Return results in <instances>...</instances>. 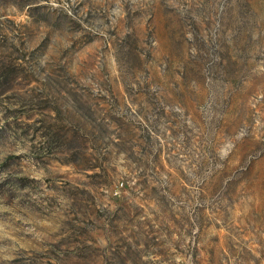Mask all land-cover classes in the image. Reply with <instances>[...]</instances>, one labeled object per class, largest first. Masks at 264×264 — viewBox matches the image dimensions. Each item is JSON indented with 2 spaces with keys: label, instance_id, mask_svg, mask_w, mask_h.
Segmentation results:
<instances>
[{
  "label": "rangeland",
  "instance_id": "obj_1",
  "mask_svg": "<svg viewBox=\"0 0 264 264\" xmlns=\"http://www.w3.org/2000/svg\"><path fill=\"white\" fill-rule=\"evenodd\" d=\"M0 264H264V0H0Z\"/></svg>",
  "mask_w": 264,
  "mask_h": 264
}]
</instances>
